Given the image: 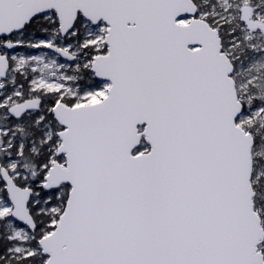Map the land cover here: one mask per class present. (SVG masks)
<instances>
[{"label": "snow or ice", "instance_id": "6c2138e0", "mask_svg": "<svg viewBox=\"0 0 264 264\" xmlns=\"http://www.w3.org/2000/svg\"><path fill=\"white\" fill-rule=\"evenodd\" d=\"M0 264H264V0H0Z\"/></svg>", "mask_w": 264, "mask_h": 264}]
</instances>
